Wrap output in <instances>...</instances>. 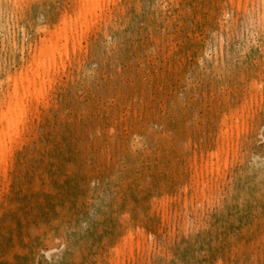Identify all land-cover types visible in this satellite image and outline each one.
Returning <instances> with one entry per match:
<instances>
[{"label":"rangeland","instance_id":"1","mask_svg":"<svg viewBox=\"0 0 264 264\" xmlns=\"http://www.w3.org/2000/svg\"><path fill=\"white\" fill-rule=\"evenodd\" d=\"M0 146V264H264V0H0Z\"/></svg>","mask_w":264,"mask_h":264},{"label":"bare ground","instance_id":"2","mask_svg":"<svg viewBox=\"0 0 264 264\" xmlns=\"http://www.w3.org/2000/svg\"><path fill=\"white\" fill-rule=\"evenodd\" d=\"M67 23H68V20L67 19H65L64 20V26H67ZM72 32V31H71ZM62 33H67V28L66 27H63V28H61V29H59L58 31H56L55 33H54V36H59V35H61ZM9 79H11V78H9ZM1 147V146H0Z\"/></svg>","mask_w":264,"mask_h":264}]
</instances>
